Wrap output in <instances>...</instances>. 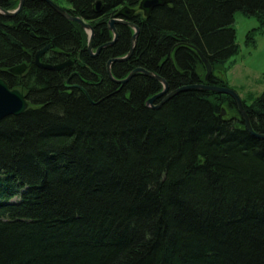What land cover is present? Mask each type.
Wrapping results in <instances>:
<instances>
[{"label": "trees", "instance_id": "obj_1", "mask_svg": "<svg viewBox=\"0 0 264 264\" xmlns=\"http://www.w3.org/2000/svg\"><path fill=\"white\" fill-rule=\"evenodd\" d=\"M64 1L91 26L93 54L113 40L115 15L134 10V50L111 75L142 68L170 91L228 87L213 73L238 52L236 12L264 30V0H169L148 18L141 0ZM114 28L116 41L92 57L85 30L42 0L0 15V78L27 101L0 121V264H264V139L227 95L188 90L153 109L160 82L112 81L107 63L129 53L134 33ZM46 46L41 62L71 65L35 66ZM20 65L22 75L9 73ZM243 104L264 136V90Z\"/></svg>", "mask_w": 264, "mask_h": 264}, {"label": "water", "instance_id": "obj_2", "mask_svg": "<svg viewBox=\"0 0 264 264\" xmlns=\"http://www.w3.org/2000/svg\"><path fill=\"white\" fill-rule=\"evenodd\" d=\"M25 1L26 0H19L18 7L13 11H5V10L0 9V15L7 17V18L13 17L14 15L18 14L21 11ZM42 1L46 2L51 8H53L59 15H61L65 19L75 22L79 24L85 31L86 30L89 31L87 51L91 54L92 57L96 56V54L99 52L100 49L106 46H110L116 41L117 34L114 28L116 24H124V25H128L132 27L134 30V33L131 38V48H130L129 53L124 57L111 59L107 63V73H108L109 78L119 85L126 84L134 75L138 73L143 74L144 76H147L149 78H152L160 82L162 84V90L147 100L146 102L147 106H151L153 109H158L165 102L170 100L172 97L176 96L177 94L181 92L188 91V90H202V91L214 92L216 94H224V95L229 96L235 102L237 113L240 116L247 132L251 134L252 136H254L255 138L264 139V136L258 135L255 132H253L250 126L249 119L244 109L243 101L229 87L210 86V85L199 83V84H193L189 86H183L176 90L170 91L166 82L162 78L154 76L152 73L147 72L142 68H136L135 70L130 72L129 75L123 80H115L112 77L111 72H110L111 64L114 62L126 61L131 56L134 50V47H135V40L138 34V29L134 27L131 23H129V18L134 13V10H128L124 8L115 15V17L109 22V29L113 33V40L107 43L106 45L102 46L100 49L96 51V53L93 54L92 47H91V41L93 38V30L91 26L79 17L70 16L65 10L58 7L51 0H42ZM168 2L169 0H141L139 3L138 9L142 12L144 17L148 18L151 12L153 11V9L159 6H163L164 4H167ZM102 10H103V7H102L101 2L97 1L93 5V12L96 15H100L102 13ZM48 49H50V46H46L45 48H43L42 50L38 51L35 54L34 56L35 66L43 70L59 72V71H62L68 68L71 65V61H67L65 63L56 64V65L41 62L42 55L45 54V52L48 51ZM202 61L204 63L205 70H206L204 80L207 82L209 76L212 73V70L204 59H202ZM25 70H26V66L20 65V66H15L9 69V73L11 75L20 76L25 72ZM158 100L159 102L156 103V101ZM26 108H27V101H26L25 96L17 89H10L9 86L6 84V82L0 78V121L9 116H19L26 110ZM223 114L224 112H222V115Z\"/></svg>", "mask_w": 264, "mask_h": 264}, {"label": "rangeland", "instance_id": "obj_3", "mask_svg": "<svg viewBox=\"0 0 264 264\" xmlns=\"http://www.w3.org/2000/svg\"><path fill=\"white\" fill-rule=\"evenodd\" d=\"M51 1L61 9L69 8L64 0ZM232 26L238 52L229 59L224 69L213 74L222 79L242 101L249 103L251 98L258 97L264 90V30H259L255 18L241 12L234 14ZM85 32L88 36L89 31Z\"/></svg>", "mask_w": 264, "mask_h": 264}, {"label": "flooded vegetation", "instance_id": "obj_4", "mask_svg": "<svg viewBox=\"0 0 264 264\" xmlns=\"http://www.w3.org/2000/svg\"><path fill=\"white\" fill-rule=\"evenodd\" d=\"M48 50H49V49H48ZM158 102H159V100H158V101H156V103H158ZM156 103H155V104H156Z\"/></svg>", "mask_w": 264, "mask_h": 264}]
</instances>
